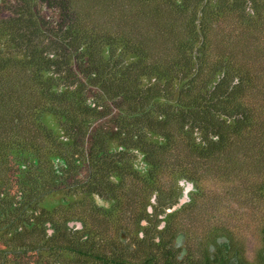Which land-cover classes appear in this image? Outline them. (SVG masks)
I'll return each mask as SVG.
<instances>
[{
	"label": "trees",
	"instance_id": "16d2710c",
	"mask_svg": "<svg viewBox=\"0 0 264 264\" xmlns=\"http://www.w3.org/2000/svg\"><path fill=\"white\" fill-rule=\"evenodd\" d=\"M224 16L240 28L207 52L206 38L218 35L213 28ZM263 21L264 0H0V238L8 237L1 260L18 264L6 257L49 249V258L64 264L59 257L75 244L82 264H133L116 244L110 255L93 254L102 234L83 229L71 230L76 242L55 229L52 236L43 231L51 246H24L29 232L42 229L43 211L68 212L77 191L80 203L103 198L107 207L84 210L113 224L135 190L136 236L146 248L135 264H244L237 235L221 226L204 234L200 263L189 262V251L178 258L184 247L174 240L188 236L179 218L198 192L176 205L185 181L198 186L207 179L200 169L231 157L223 151L252 129L254 109L228 94L251 83L264 88V38L248 39ZM260 135L262 144L251 145L259 158L264 122ZM180 149L189 157L171 162ZM139 155L141 168L134 164ZM163 175L173 179L166 188ZM223 184L229 190L234 183ZM62 193L74 202L49 204L61 202ZM259 231L261 248L248 264H264V222Z\"/></svg>",
	"mask_w": 264,
	"mask_h": 264
},
{
	"label": "rangeland",
	"instance_id": "374dc122",
	"mask_svg": "<svg viewBox=\"0 0 264 264\" xmlns=\"http://www.w3.org/2000/svg\"><path fill=\"white\" fill-rule=\"evenodd\" d=\"M263 23L264 21L252 27L257 29L248 33V35L251 34L248 39L254 37L258 39L264 38ZM237 24L239 23H237L235 19L233 20L232 17H221L217 25L218 27L213 28V33L216 31L218 35L215 38L208 35L206 38L207 52L214 49V43L216 45V43L220 42L219 40H226L230 38L232 34H235V32L240 28V25L236 27ZM258 27H260V31L258 30ZM215 39H218V41L216 42ZM254 41L256 40H250V42ZM169 43V41L163 42V46L167 47ZM259 67H261V65H259ZM228 96L230 98L229 100H232L235 97L237 101L242 102V106L246 107V109H254L251 113L253 125L252 129L248 132V135L245 138L236 139L231 146L223 151V153H230L231 157H227V155L224 154L226 156L225 159L222 157L221 159L223 160L218 159L212 161L209 166H204L203 169H200L206 175L207 179L199 183L198 186H192L186 181L184 183V189L182 190L183 196H181L179 199L180 201L176 206H186L192 195L197 192L198 193L195 195V202L192 209L182 214L179 218V223L184 229L188 230V236L186 237V235L183 234V238L180 239V234H178L174 242L177 243V247H184V249L179 252L177 257L181 258L185 252L189 251V257H191L189 260L190 263L195 261L200 263V260H202L200 259L202 250L204 248V234L209 229L218 226L225 227L237 235L240 249L242 251L241 257L244 264L253 263V260L256 259V254L259 252V248H261L262 234H260L259 229L264 222V198L258 196V192H260L258 186L261 184L262 190H264V155L260 158L255 155L256 153L252 151L251 145L262 144L260 130L263 128L264 122V88L262 86L260 88L254 87V84L252 83L244 86L241 85L237 91L228 94ZM233 117L235 116H231V119ZM160 138L161 136H158L157 138H152V140L154 141ZM190 153L193 156H196L191 151ZM181 157L188 158L189 151L180 149L179 152H174V157L170 158V161L172 162L174 159H177L178 161ZM142 158V155L135 158L134 164L138 168H141ZM61 165L62 162L56 166L57 170L60 169ZM177 167L184 166L177 165ZM60 171L61 169L58 171L59 174H61ZM163 176L164 177L161 181L163 183V187L166 188L173 179L171 175ZM226 182H233V187L227 190L223 184ZM49 183L50 180L44 182V184ZM59 183L60 182H57L55 187L60 188L58 185ZM130 188L136 189V187L129 184V189ZM134 191L135 190L128 191L129 202L126 204L127 213L121 216L120 219L113 224L111 220L106 221V219H102L100 216L89 215L84 210H91L93 207H107L108 203L103 198L97 197L94 201L95 204H93V202H90L89 204L86 202L80 203V199L78 198L80 194H78L77 191L73 198L76 199L75 203L71 204L74 201H71L67 197L65 198L62 193L61 196L64 198L61 202L58 201L55 204V201L51 200L49 201V204L54 207L59 203H62L65 205L64 208L68 206V204H71L70 210L63 213L57 209V211L53 213L54 217H49L47 212L43 211V215L40 217L39 225V228L42 229L36 233L29 232L26 235L24 249L30 251L42 245L51 246L50 243L52 242V238L49 241H44L46 237L43 236V231L47 233V229L49 227H52L54 230H67L66 222L69 221V225H71V223L78 225V223H81V219L83 224H85V228H83L84 226L82 227L84 231L102 234L101 237H103V240L101 242L96 240V247L89 249V251H93V254L96 253L103 255L107 253L110 255V252H108L110 247L116 244L118 247L124 249V257L128 262L133 264L142 262L143 258L146 257V248L143 249L142 247L140 241V237H142L141 234H138L139 237L136 236V230L139 225L136 221V215L138 213L135 206L136 200L139 199L141 193L140 191ZM192 191L194 192L192 193ZM165 197L167 196L165 195ZM54 198L55 195L52 199ZM150 202H155V194L151 195ZM177 208H173L171 210L167 209V212H172ZM38 210L41 212L40 206L38 207ZM179 213L180 212L176 215L177 220ZM105 217L108 218V216ZM43 218H45L46 221L42 226L41 219ZM165 219L166 213L162 214L161 218L160 215L158 216L159 221L164 220L165 222ZM172 219L173 218H170L171 223H173ZM53 223H55V226ZM142 223L146 224L144 222ZM161 225H163V223H160V226ZM75 235L76 234L71 237L73 242L77 241ZM91 235H94V233ZM95 237L97 236L95 235ZM7 238V235L2 236V238H0V244L3 245ZM60 238L61 239H59L58 242L63 241V237L60 236ZM219 238L220 241L224 240L222 239V235H220ZM88 241L89 243H92V240L88 239ZM17 242L12 244H16ZM53 243L57 244L56 239H54ZM149 246L152 248V245L149 244ZM186 246H188L189 250L185 249ZM3 247L4 249H7L6 247H8V243L3 245ZM10 247L12 246L10 245ZM48 250L49 249L45 251L36 250L37 253L33 257L32 255H27L26 253L20 254L19 257H23V260H18V255L7 256L6 259H10L11 261L16 260L18 264H27L32 260L43 262L47 261L48 264L57 263L58 261H56V259L52 260L49 258L50 254H47ZM209 250L213 251L214 246L210 244ZM8 254L11 255V253ZM3 256L4 255L0 252V264H5L1 260ZM59 259L64 264H82L79 262L78 256L73 253H64L59 257ZM88 259L92 260L93 255ZM93 264H96V262Z\"/></svg>",
	"mask_w": 264,
	"mask_h": 264
},
{
	"label": "clouds",
	"instance_id": "9594fccd",
	"mask_svg": "<svg viewBox=\"0 0 264 264\" xmlns=\"http://www.w3.org/2000/svg\"><path fill=\"white\" fill-rule=\"evenodd\" d=\"M70 223H67L66 224V228H67V230H66V233H67V237L68 238H70V237H72L70 234H72L73 235V233L71 232V230H79V229H82V223H78V225H74L73 223H71V225H69ZM49 226V225H48ZM47 233L48 234H51V236L54 234V232H55V230L52 228V227H49L48 229H47ZM59 231V230H58Z\"/></svg>",
	"mask_w": 264,
	"mask_h": 264
},
{
	"label": "flooded vegetation",
	"instance_id": "af4514ba",
	"mask_svg": "<svg viewBox=\"0 0 264 264\" xmlns=\"http://www.w3.org/2000/svg\"><path fill=\"white\" fill-rule=\"evenodd\" d=\"M71 249H74V251L73 252H71V253H73V254H76V245L75 244H73V246H72V248ZM77 255V254H76ZM78 256V259H79V255H77Z\"/></svg>",
	"mask_w": 264,
	"mask_h": 264
},
{
	"label": "water",
	"instance_id": "95a60500",
	"mask_svg": "<svg viewBox=\"0 0 264 264\" xmlns=\"http://www.w3.org/2000/svg\"><path fill=\"white\" fill-rule=\"evenodd\" d=\"M183 238V233H180V239H182Z\"/></svg>",
	"mask_w": 264,
	"mask_h": 264
}]
</instances>
